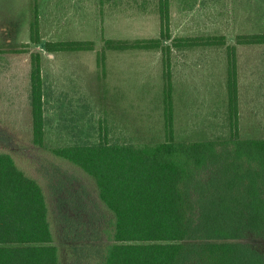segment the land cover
Wrapping results in <instances>:
<instances>
[{
    "label": "rangeland",
    "instance_id": "obj_1",
    "mask_svg": "<svg viewBox=\"0 0 264 264\" xmlns=\"http://www.w3.org/2000/svg\"><path fill=\"white\" fill-rule=\"evenodd\" d=\"M58 1L65 8L56 14L45 3L42 12L39 7L38 44L30 40L32 1L0 0V151L9 152L44 187L61 264H100L115 216L101 200L95 179L54 150L102 138L137 145L167 139L162 51L104 48L105 38L158 37V0H79V9L72 6L78 0ZM239 5L247 15L240 14ZM170 11L172 37L226 39V45L172 50L175 139H231L228 44L239 45L241 34L264 33V0H170ZM72 39L93 40L95 48L45 49L48 40ZM102 51L104 61L98 59ZM33 52L41 53L44 74L45 134L39 146L30 99ZM237 55L241 84L253 94L247 95L252 106H241L240 137L263 139L264 45H241ZM241 241L264 251V237L249 234Z\"/></svg>",
    "mask_w": 264,
    "mask_h": 264
},
{
    "label": "trees",
    "instance_id": "obj_2",
    "mask_svg": "<svg viewBox=\"0 0 264 264\" xmlns=\"http://www.w3.org/2000/svg\"><path fill=\"white\" fill-rule=\"evenodd\" d=\"M31 1L30 40L39 44L40 1ZM158 10V37L105 38L104 48L162 51L167 139L137 145L102 138L54 150L95 179L101 200L115 216L100 264H264V251L241 241L249 234L264 237V138L240 137L237 45L228 44L232 138L178 141L172 50L226 45V39L223 35L172 37L170 0H158ZM236 42L264 44V33L241 34ZM94 48L93 40L45 42L49 53ZM105 56L102 51L98 59L104 61ZM30 81L34 143L39 146L45 134L40 52L31 55ZM0 264H61L47 193L5 151H0Z\"/></svg>",
    "mask_w": 264,
    "mask_h": 264
},
{
    "label": "crops",
    "instance_id": "obj_3",
    "mask_svg": "<svg viewBox=\"0 0 264 264\" xmlns=\"http://www.w3.org/2000/svg\"><path fill=\"white\" fill-rule=\"evenodd\" d=\"M48 1H50V0H41L40 1V11L41 12H42V8L45 7L44 3L49 6V8H50L49 10L52 11L53 14L57 13L58 8H65L62 3H61V7H59V1L58 0H51L50 1L51 3H49ZM65 5H66V3H65ZM83 5H84V3L82 4V6ZM72 6H73V8L77 7V9H79V7H80L79 0L75 3H73ZM239 11H240V14H243L245 16L246 12H244L242 10L240 5H239ZM77 12H79V11H77ZM245 23H249V21H245ZM246 27L248 28V26H246ZM241 45H264V44H239V45H237V52H239V47ZM257 52L258 51H256V53ZM237 60H238V106H239V114H240L241 106H252V103H250V101L247 99V95H253V94H251L250 88H245V87H243V84H241L240 73L242 70V66H241V63H239L238 55H237ZM43 77H44V74H43ZM260 93L262 94V92H258V94H260Z\"/></svg>",
    "mask_w": 264,
    "mask_h": 264
}]
</instances>
